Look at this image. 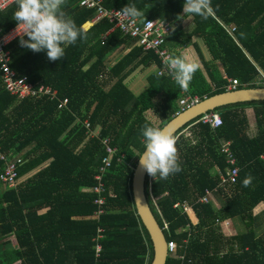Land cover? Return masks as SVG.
Instances as JSON below:
<instances>
[{
  "label": "trees",
  "instance_id": "trees-1",
  "mask_svg": "<svg viewBox=\"0 0 264 264\" xmlns=\"http://www.w3.org/2000/svg\"><path fill=\"white\" fill-rule=\"evenodd\" d=\"M188 5L194 29L186 34L179 22ZM102 6L124 11L139 23L174 24L170 46L201 38L212 59L221 61L225 76L216 64H207V79L176 48V75L151 71L146 87L134 94L123 82L126 74L138 64L153 60L158 65L160 60L117 29L110 31L107 19L92 24L94 10L79 6L78 0H15L1 10L2 33L31 12L46 11L38 26L7 45L10 66L34 83L51 85L56 98L67 103L58 110L57 99L44 96L17 101L0 74V145L12 154L23 151L17 154L22 159L18 178L50 160L15 188L0 184V264H148L151 245L130 192L139 154L182 111L183 94L201 100L223 92L229 77L239 80L237 88L264 85V0H102ZM121 45L129 49L108 67L106 57ZM246 107L253 110V136L248 134ZM214 111L222 119L220 126L199 121L202 115L186 123L158 150L145 174L149 208L167 241L177 244L165 264H180L181 254L190 264H264V232L258 234L253 217L257 204L264 203V100ZM85 118L93 132L99 126L98 135L85 128ZM187 126L194 144L184 135L176 137ZM104 137L116 151L100 171ZM221 141H230L239 174L229 192L219 190L225 198L216 209L196 200L216 185V168L228 167L219 151ZM2 167L0 161V171ZM99 183L103 191L96 193ZM99 198L102 205L95 203ZM183 201L192 206L195 224L190 212L173 207ZM218 217H240L246 231L227 237L214 224ZM96 243L101 244L98 254Z\"/></svg>",
  "mask_w": 264,
  "mask_h": 264
},
{
  "label": "built area",
  "instance_id": "built-area-1",
  "mask_svg": "<svg viewBox=\"0 0 264 264\" xmlns=\"http://www.w3.org/2000/svg\"><path fill=\"white\" fill-rule=\"evenodd\" d=\"M15 0H0V11L4 10ZM78 5L87 9L94 10V16L91 19V23L94 24L102 19H107L111 23V29H117L124 36L134 39L135 44L139 45L142 50H152L156 55L157 59L160 60V64L156 65L155 72L158 75L163 74H175V68L178 62L173 57V50L168 47V38L171 37L175 26L174 24L162 20H145L141 23L138 22L136 17H131L124 11L117 9H105L102 6V0H78ZM46 17V11L31 12L28 17L17 26L11 28L8 32L2 33L0 29V74L2 83L7 92L13 95L17 101H21L26 98H40L42 96L49 100L57 99L56 109H61L66 106V98H56V92L49 84L45 83H34L30 81L26 75L17 73L10 66L11 56L10 50L7 45L16 38H21L28 34L33 28L38 26L40 22ZM234 27H231V31ZM227 84V90L236 89L239 80L236 77H229ZM200 98L197 95L190 96L184 95L180 100L182 110L197 103ZM179 113V112H177ZM199 121L209 123L212 128L218 127L222 124L220 115L211 111L202 115ZM83 125L89 130L92 136L98 135L91 130L90 121L85 118ZM191 126H187L185 129L180 131L179 135L185 137H192ZM109 137L101 139L102 145L106 152V155L102 158L103 165L100 167V171H104L106 167L110 165L111 157L115 153L116 148L109 144ZM191 143H195V139L191 138ZM219 151L224 154L228 167L224 170L216 168L217 183L212 188H206L203 193L197 197L199 203H211L213 197L222 189L223 191H230L231 188L236 184L239 166L236 163V157L233 151L230 149V141H221ZM0 161L3 163L2 170L0 171V184L5 188H15L18 185V166L22 163V159L11 152H5L2 150L0 145ZM95 179L100 182L101 174H97ZM151 179V178H150ZM93 191L96 193L102 192V184L95 188ZM104 202L103 198L95 200V203L102 205ZM173 207H180L183 212L189 213L192 210V206L187 202H176ZM100 211H98L99 213ZM97 213V214H98ZM97 216V215H96ZM217 221V220H216ZM166 225V224H165ZM100 235V234H98ZM183 241H186L184 239ZM101 244H95V252L99 253ZM168 256L175 255L177 251V244L174 240L167 241ZM181 259L180 264H190V259H185L183 254L178 255ZM20 264V260H19Z\"/></svg>",
  "mask_w": 264,
  "mask_h": 264
},
{
  "label": "water",
  "instance_id": "water-1",
  "mask_svg": "<svg viewBox=\"0 0 264 264\" xmlns=\"http://www.w3.org/2000/svg\"><path fill=\"white\" fill-rule=\"evenodd\" d=\"M262 100H264V85L228 89L204 97L197 103L176 113L147 142L132 168L130 192L135 213L150 241L151 257L148 264H165L168 256L165 233L156 222L144 195L145 174L155 154L179 128L191 120L224 105Z\"/></svg>",
  "mask_w": 264,
  "mask_h": 264
},
{
  "label": "crops",
  "instance_id": "crops-1",
  "mask_svg": "<svg viewBox=\"0 0 264 264\" xmlns=\"http://www.w3.org/2000/svg\"><path fill=\"white\" fill-rule=\"evenodd\" d=\"M179 25L182 27L184 33H186V34L191 33L193 31V29H194L193 16H192V14H190V6L189 5L184 8L183 15L181 17ZM85 26L89 27L88 24ZM105 36L106 35H103L102 39H104ZM168 47L173 51L176 48H178L180 50V52L182 53V55L184 56V58L187 60V62L190 65H198L201 68L202 72L205 74L207 79H209L208 75H207V69H208L207 64L210 66L212 64H216L218 66V68L221 70L223 76H225L224 67H223L221 61L218 59L217 60L212 59V56H211L209 50L207 49L204 41L201 38L193 36V37H191L190 43L182 44V45L177 46V47H176V45L175 46L168 45ZM128 49H129V47L127 45H121V46L117 47L113 52H111L106 57L107 66L110 67ZM109 56L111 59H113L110 63H108V61H107ZM156 65L157 64H155V62L153 60L147 61L146 64L136 65L130 72H128L126 74L125 78L123 79L124 84L126 85V87L129 90L131 87L139 88L141 85L142 89L139 91V92H141L146 87V83H147L146 82V76H147V74L151 71H155ZM135 69H138L139 72H137L134 77L140 78L139 79L140 81H137L134 79H132L134 81H132L131 79H130V81L129 80L127 81V79H126L127 75L132 73ZM174 75H176V74H174ZM138 93H134V94H138ZM184 95L185 94H183V96ZM186 95H189V94H186ZM190 96H192V95H190ZM179 103H180V101H179ZM250 129H254V128H252V127L248 128V130H250ZM98 131H99V129H95V132H98ZM248 134H250V132H248ZM255 134H256V127H255V130H253L252 134H250V136H253ZM21 152H23V151H21ZM21 152H20V154H21ZM14 154L20 155L19 153H14ZM49 161L50 160H46L45 162H43L42 164H40L36 168H34L32 171L25 174V176L20 177L18 180V185L21 183H25L28 178H32L33 174H35L36 172H38L39 170L44 168L46 165H48ZM224 198H225V196L223 194L219 193V191H218L216 193V195L213 197L211 203H213V205L216 209H220V207L223 205L222 202L224 201ZM43 211H41V212H43ZM261 216H263V219H264V203L263 202L258 203L257 206L254 208V211H253V217L256 218L254 221V223H255L254 227L257 230L258 234L260 232H264V223L262 221L259 222ZM190 218H191V222L193 224H195L197 222V218L195 217V215L193 213L190 214ZM216 220L217 221L214 224L217 225L221 229L222 233L227 237L235 235L237 233H242L243 231H246L245 225H244L245 223L243 222V220L240 217H231V218L230 217H226V218L218 217V218H216Z\"/></svg>",
  "mask_w": 264,
  "mask_h": 264
},
{
  "label": "rangeland",
  "instance_id": "rangeland-1",
  "mask_svg": "<svg viewBox=\"0 0 264 264\" xmlns=\"http://www.w3.org/2000/svg\"><path fill=\"white\" fill-rule=\"evenodd\" d=\"M113 56H114V55H113ZM113 56H112V57H113ZM112 60H113V59H111L110 56H109V58L107 59L108 63H110ZM137 72H139V70H138V69H135L132 73H130L129 75H127V77H126L127 81H128V80L130 81V79H131V80L134 79V80L140 81V80H139L140 78L134 77L135 74H136ZM102 79H106V76H103ZM257 79H258V78H257ZM134 80H132V81H134ZM125 81H126V80H125ZM109 83H110V82H108V84H109ZM108 84H107V85H108ZM141 84H142V83H141ZM141 89H142L141 85H140L139 88H137V87H131V88H130V90H131L133 93H138ZM244 110H245V113H246V115H247L248 120H250V122H248V128H251V127L254 128V129H250V130H248V132H250V134H252L253 130H255V122H254V117H253V110H252L251 107H246ZM148 117H149L150 119H153L152 116H148ZM154 121H156L155 117H154ZM96 128L99 129V126H97ZM188 131H191V129L188 130ZM94 132H95V131H94ZM95 133H97V132H95ZM192 137H193V136H192ZM192 137H186V139H188L187 141H189V143L191 142V138H192ZM260 221H262V222L264 223L263 216H261L259 222H260ZM263 223H262V224H263ZM226 232H227V231H226ZM261 233H262V232H260L259 234H261ZM10 237H12V235H10ZM12 241H13V240H12ZM14 264H19V260L15 261ZM20 264H21V262H20Z\"/></svg>",
  "mask_w": 264,
  "mask_h": 264
}]
</instances>
